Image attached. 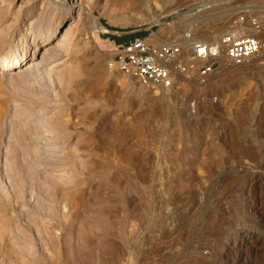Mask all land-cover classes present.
<instances>
[{
    "label": "rangeland",
    "instance_id": "obj_1",
    "mask_svg": "<svg viewBox=\"0 0 264 264\" xmlns=\"http://www.w3.org/2000/svg\"><path fill=\"white\" fill-rule=\"evenodd\" d=\"M240 13L263 48L205 85L156 93L108 65L116 40L188 20L216 36ZM58 16L0 74V264H264V172L239 158L264 138V0H0V63Z\"/></svg>",
    "mask_w": 264,
    "mask_h": 264
},
{
    "label": "built area",
    "instance_id": "obj_2",
    "mask_svg": "<svg viewBox=\"0 0 264 264\" xmlns=\"http://www.w3.org/2000/svg\"><path fill=\"white\" fill-rule=\"evenodd\" d=\"M244 14L228 21L216 36L200 35L191 20L172 21L165 33L116 45L108 65L152 91L172 90L193 81L205 85L225 67H241L261 52L263 43L253 35L259 24L244 29Z\"/></svg>",
    "mask_w": 264,
    "mask_h": 264
},
{
    "label": "bare ground",
    "instance_id": "obj_3",
    "mask_svg": "<svg viewBox=\"0 0 264 264\" xmlns=\"http://www.w3.org/2000/svg\"><path fill=\"white\" fill-rule=\"evenodd\" d=\"M200 5V4H199ZM71 8L73 10L76 9V4L72 3L71 5ZM22 8V7H20ZM26 8V7H24ZM194 9H197V8H194ZM199 10V9H198ZM197 10V11H198ZM197 11H195L197 13ZM87 16L85 17L87 23L92 27L91 29H94L96 30V32H99V31H104V28L101 26L100 28L98 27L99 23L96 19H94L93 17V14L89 11H87ZM20 15V14H19ZM23 17V20L25 21L26 19H28V15L26 14L25 15H22ZM74 16L73 15H70L69 17H64V20H65V23H67L68 21H70L71 19H73ZM21 19V18H19ZM63 18L59 19V16H58V19H55V20H52L50 26L47 28V31H46V34H44V36H41L36 44L31 48V49H25L22 53L14 56V57H10L8 59H4L1 61L0 63V74H4L5 72H8V71H11V70H16V69H21L23 67L24 64H27L29 62L32 61V59H34L37 54L39 55V51L40 49L43 47V45H45L46 43H48L50 40H52L55 36H57V33L59 32V30L61 29V25H63ZM32 22V21H31ZM31 22L30 24L24 22V26L27 27V28H30L31 27ZM93 30V31H94ZM263 37V36H261ZM264 38V37H263ZM65 46V45H64ZM63 47V45H62ZM62 47H58L59 49L61 48L62 50H64L65 48H62ZM57 48H51L49 50H47V53L45 52V58H43V60L37 64V65H31V69L34 70V69H41V68H44L47 64L54 62L56 60L59 59V56L61 55L60 51ZM63 55L65 54L63 51H62ZM5 75V74H4ZM19 77H23L22 73L19 75ZM17 78V77H16ZM159 92V91H156V93ZM262 125V124H261ZM263 126V125H262ZM261 127V126H260ZM264 129V128H263ZM262 129V130H263ZM261 130V133L263 132ZM258 131V130H257ZM235 132V136L238 135V132L237 130L234 131ZM256 133V132H255ZM255 133H251L252 135V140L250 143H253L254 145L248 147V148H242L240 147L239 149V158L241 159H246L248 160L249 162H252V163H257L258 162V170H260L261 172H264V138L263 139H260L259 137L262 136V134L258 137L259 134H255ZM264 135V134H263ZM264 137V136H263ZM250 145V144H249ZM236 155V154H235ZM238 156V155H237ZM257 156L259 157V161H258V158ZM256 167V166H255ZM250 176V175H249ZM248 179V177H247ZM255 179V176L254 177H251L249 182H248V186L249 188L253 185V181ZM243 188V187H242ZM242 192V191H241ZM236 195V194H235ZM242 195V193H241ZM237 196V195H236ZM239 196V195H238ZM243 196V195H242ZM241 197V196H240ZM244 198H245V195H244ZM243 199V198H242ZM240 201V200H239ZM241 203V202H240ZM244 203V201L242 202ZM230 207V206H229ZM241 209V208H240ZM246 209V208H245ZM227 211V210H226ZM232 211H233V208H232ZM231 211V213H233ZM236 211V209H235ZM246 211V210H245ZM229 213V212H228ZM235 213V212H234ZM247 213V212H246ZM245 213V214H246ZM236 214V213H235ZM247 216V215H246ZM233 217V216H232ZM231 217V218H232ZM244 217V216H242ZM249 217V216H248ZM235 218L237 217H234L233 220H235ZM253 222V220L251 219H243V220H240V218L236 219L234 221V227L235 226H238L242 229H244L243 227H247L248 225H250L251 223ZM226 227V226H225ZM229 227V226H228ZM236 228V227H235ZM228 229V228H227ZM234 229V228H232ZM231 231V229L229 230V232ZM232 232V231H231ZM261 236H262V239L264 241V230L261 232ZM230 251V250H229ZM232 252V251H231ZM223 254V253H222ZM224 256V255H223ZM229 252L227 250L226 252V255H225V259L227 261V259L229 260ZM224 259V260H225Z\"/></svg>",
    "mask_w": 264,
    "mask_h": 264
},
{
    "label": "trees",
    "instance_id": "obj_4",
    "mask_svg": "<svg viewBox=\"0 0 264 264\" xmlns=\"http://www.w3.org/2000/svg\"><path fill=\"white\" fill-rule=\"evenodd\" d=\"M147 34H148V33H144V32H142V33H137V34H135V35L133 36L132 39H126L125 41L116 40V42H117L118 44H121V43H128V42H130L131 40H134V39H137V38H144V37L147 36Z\"/></svg>",
    "mask_w": 264,
    "mask_h": 264
},
{
    "label": "crops",
    "instance_id": "obj_5",
    "mask_svg": "<svg viewBox=\"0 0 264 264\" xmlns=\"http://www.w3.org/2000/svg\"><path fill=\"white\" fill-rule=\"evenodd\" d=\"M133 37H129L128 39H132ZM132 41V40H131Z\"/></svg>",
    "mask_w": 264,
    "mask_h": 264
}]
</instances>
